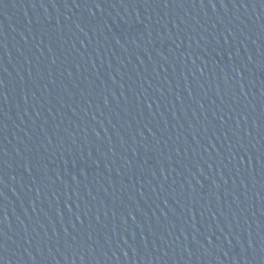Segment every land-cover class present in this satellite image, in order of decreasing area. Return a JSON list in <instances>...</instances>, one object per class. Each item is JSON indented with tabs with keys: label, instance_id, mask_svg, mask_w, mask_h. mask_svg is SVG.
<instances>
[{
	"label": "water",
	"instance_id": "95a60500",
	"mask_svg": "<svg viewBox=\"0 0 264 264\" xmlns=\"http://www.w3.org/2000/svg\"><path fill=\"white\" fill-rule=\"evenodd\" d=\"M0 264H264V0H0Z\"/></svg>",
	"mask_w": 264,
	"mask_h": 264
}]
</instances>
